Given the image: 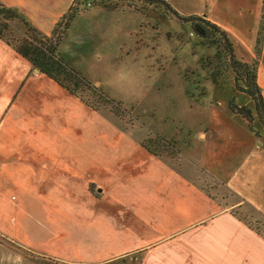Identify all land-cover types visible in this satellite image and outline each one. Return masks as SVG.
<instances>
[{"label": "crops", "instance_id": "obj_1", "mask_svg": "<svg viewBox=\"0 0 264 264\" xmlns=\"http://www.w3.org/2000/svg\"><path fill=\"white\" fill-rule=\"evenodd\" d=\"M73 1L0 0L47 35ZM163 1L178 14L204 15L226 31L237 59L256 60L264 102L262 0ZM32 71L0 40V264H113L137 255L139 264H264V238L234 213L239 203L222 205L195 182L203 172L264 215V128L234 80L230 93L244 97L237 104L252 113L259 137L239 115L211 111L200 161L181 169Z\"/></svg>", "mask_w": 264, "mask_h": 264}, {"label": "rangeland", "instance_id": "obj_2", "mask_svg": "<svg viewBox=\"0 0 264 264\" xmlns=\"http://www.w3.org/2000/svg\"><path fill=\"white\" fill-rule=\"evenodd\" d=\"M182 5L190 7V0H183ZM98 7L120 11L99 17L94 11ZM77 8L59 52L128 110L123 117L112 114L110 108L94 111L106 122L101 125L108 124L129 136L136 147L154 135L173 141L179 150L176 158L155 157L142 147L139 149L161 161H171L181 169L184 161H200L211 111H230L227 105L233 96L231 71L220 77L217 84L211 78L215 73H211L216 65L215 48L202 46L189 25L181 23L164 7L145 0H117L90 8L79 4ZM104 18L108 21H102ZM11 26L14 37H20L22 24L13 22ZM83 97L89 98L86 94ZM242 98L235 96L236 104ZM198 175L196 184L222 205H242L240 199L205 173ZM234 210L238 214L249 213L243 206ZM8 247L12 249L9 244ZM40 264L50 263L41 259Z\"/></svg>", "mask_w": 264, "mask_h": 264}, {"label": "trees", "instance_id": "obj_3", "mask_svg": "<svg viewBox=\"0 0 264 264\" xmlns=\"http://www.w3.org/2000/svg\"><path fill=\"white\" fill-rule=\"evenodd\" d=\"M145 1L169 10L181 23L191 27V30L202 46L215 48L213 59L216 65L211 72L213 73L215 71L214 75L212 74L213 77H211L214 84H217L218 79L226 72L231 71L234 77V91L243 93L252 100L254 103L255 115L264 128V102L256 80V60L252 64H247L237 59L226 31L207 20L204 15H180L172 10L163 0ZM73 2L74 6L70 7L68 11L62 15L49 35L40 33L37 29L32 27L30 23L24 20L18 14V11L0 2V40L5 42V44L11 47L19 56L25 59L33 70H38L39 73L54 81L70 95L79 98L89 109L99 111L101 108H110L112 114L118 117L126 116L128 110L123 108L120 102H115L110 98L100 86L87 79L86 76L74 68L59 52L60 46L66 38L70 23L78 12L77 7L81 4L79 0H74ZM82 3H84V0H82ZM101 4H105V2L103 1ZM262 7L263 12L261 14V19L264 18V0H262ZM13 22L22 24L23 32L20 37H14L12 34L13 30L11 23ZM262 30L263 25L261 22L255 47L256 55L259 54L258 45ZM83 94L88 95L89 98L84 99ZM227 106L233 114L244 118L248 123V129L254 133L256 137H259V134L253 126L252 113L249 112V114H244L237 111V108H246L244 106L238 107L235 96L230 98ZM174 145L173 141L158 135L147 137L140 142V146L155 157L171 155L173 158H176L179 154V150L176 149ZM241 203L242 205H239L238 209H240L241 206L246 207L249 213L246 215L238 214L236 210H234V213L242 222L264 238V229L262 228L264 227V215L250 204L243 201H241ZM0 242L5 243L1 238ZM6 244H9L13 249L20 251L25 256L32 257L26 250L14 244H10L9 242H6ZM112 263L139 264V256H135V260L127 256L117 259Z\"/></svg>", "mask_w": 264, "mask_h": 264}, {"label": "built area", "instance_id": "obj_4", "mask_svg": "<svg viewBox=\"0 0 264 264\" xmlns=\"http://www.w3.org/2000/svg\"><path fill=\"white\" fill-rule=\"evenodd\" d=\"M104 0H100L98 2H94V0H87L86 2L84 3H81V6L84 7V8H90L94 5H98V4H101V2H103ZM117 0H105V4H109V3H112V2H115Z\"/></svg>", "mask_w": 264, "mask_h": 264}, {"label": "water", "instance_id": "obj_5", "mask_svg": "<svg viewBox=\"0 0 264 264\" xmlns=\"http://www.w3.org/2000/svg\"><path fill=\"white\" fill-rule=\"evenodd\" d=\"M16 10V9H15ZM17 11V10H16ZM18 14L25 20V17L20 13L18 12ZM59 54V53H58ZM237 111L241 112V113H244V114H249V111L246 110V109H241V108H237Z\"/></svg>", "mask_w": 264, "mask_h": 264}]
</instances>
